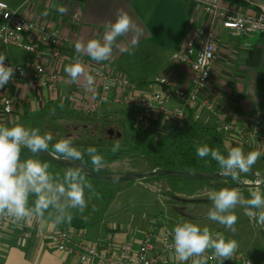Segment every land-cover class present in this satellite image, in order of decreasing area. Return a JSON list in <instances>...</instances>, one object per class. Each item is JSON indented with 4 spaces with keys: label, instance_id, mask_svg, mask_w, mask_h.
I'll return each mask as SVG.
<instances>
[{
    "label": "crops",
    "instance_id": "1",
    "mask_svg": "<svg viewBox=\"0 0 264 264\" xmlns=\"http://www.w3.org/2000/svg\"><path fill=\"white\" fill-rule=\"evenodd\" d=\"M4 1L19 14L57 29L65 38L66 56L62 63L47 59L44 61L48 72L54 71L60 76V83L54 91L34 88L28 73L6 85V94L16 100L12 115L0 112V125L9 127L20 124L30 114L40 112L44 108L58 110L61 106L70 111H77L85 81L82 79L79 84L73 83L64 69L79 57L84 62L87 73L89 72L90 67L97 62L88 55L78 53L75 44L77 41L86 44L90 39L102 40L107 26L115 21L119 12H127L130 15L136 25V31L117 38L110 59L99 63L105 64L113 74H125L135 84V87L121 92L123 98L147 97L155 92H162L167 96L165 88L155 83L157 76L171 78L180 87L187 86L191 70L188 66L174 62L172 55L183 49L195 27L206 25L209 19L198 3L189 0H81L82 8L74 13L78 16L77 19L72 15L63 17L54 11L57 0ZM68 1L64 0L65 3ZM222 1L224 6L237 13H259L252 4L244 6L227 0ZM7 52L8 60L16 64L35 59V55L31 54L30 59L20 61L14 59L8 50ZM0 53L4 54L3 51ZM219 54L210 81L202 91L200 99L186 111V121L203 120L221 128L222 125L228 124H249L256 117H262L264 127V35L257 34L248 40H233L223 32ZM205 102L219 108L220 115L209 113ZM18 103H22V106ZM166 105L172 108L173 101H168ZM139 113L140 110L132 106L105 102L99 106L96 114H114L120 120L133 123V117ZM176 125L178 123L175 120L154 117L149 118L142 129L161 135ZM226 147L228 151L235 147L242 148L245 154L254 150L264 152V144L258 143L257 140L241 139L234 133L226 135ZM256 164H264V155ZM257 173L263 176L264 169ZM144 189L148 190L151 196L137 200L138 204L134 208L129 207L130 203H125L113 210L112 205L116 201L113 200L108 217L102 223L83 231L85 241L97 244L101 251L110 253L116 252L123 242H131L136 250L143 240L149 237L158 249L160 224L157 220L168 218L175 226L183 223L207 226L212 232L223 234L226 239L236 240L239 245L236 252L243 253L245 259L251 260V264H264V239L260 230L257 232L253 226V220L244 215V210L233 233L204 215L211 209L208 205L197 207L194 212L199 216L194 217L192 222H187L179 214L176 213V216L173 213L164 196L155 195L147 186ZM116 196L120 194L117 193ZM21 223L26 229L41 230L43 235H34L25 246L18 247L16 238L19 230L11 224H6L0 234V264H81L76 254L67 255L58 251L56 245L44 235L60 231L59 226L44 218L33 219L31 223ZM109 235L112 236L111 239ZM75 241L78 243L79 238L76 237ZM211 254V251L207 253ZM212 263L221 264L220 259L216 257ZM169 264H191V260L181 262L173 254L169 258ZM224 264L245 263L233 258L224 261Z\"/></svg>",
    "mask_w": 264,
    "mask_h": 264
},
{
    "label": "built area",
    "instance_id": "2",
    "mask_svg": "<svg viewBox=\"0 0 264 264\" xmlns=\"http://www.w3.org/2000/svg\"><path fill=\"white\" fill-rule=\"evenodd\" d=\"M198 3L208 16V23L195 27L189 34L181 51L174 53V62L188 66L191 70L187 86L180 87L177 82L165 76H157L155 83L165 88L167 96L162 92H155L147 97H122L121 92L135 87V84L123 73L113 74L103 63H96L89 69L88 74L95 78L93 90H85V85L76 108L78 112L96 114L99 106L105 102L125 104L140 110L133 117V124L143 128L149 118L163 117L175 120L178 125L186 122V111L197 103L204 88L210 81L215 63L218 61L221 36L226 32L231 39L253 38L257 34L264 35V3L258 6L259 13L247 15L237 13L222 4V0H189ZM0 42L6 47L32 53L35 59L31 62L16 64L10 60L5 63L16 67L15 78L30 75L31 84L36 89L54 91L60 83V76L54 71L48 72L45 68V59L62 63L66 60L64 53V36L55 28L40 24L28 17L12 10L9 5L0 0ZM207 75L205 76V74ZM13 80V81H14ZM6 87V85H5ZM5 87L0 89V112L5 115L14 113L16 100L8 96ZM111 94H114L111 96ZM172 100L173 107H167ZM22 106V103H18ZM206 110L219 116L221 111L210 102H205ZM263 118L256 117L253 122L241 126L222 125L221 131L225 135L236 134L241 139L257 140L264 144ZM221 173V172H219ZM160 247L157 249L149 237L145 238L139 247L134 250L131 242H123L116 252L105 253L97 244L85 241L83 231L61 229L58 232L44 234L48 240L56 245L58 251L67 255L76 254L81 264H169V258L174 251L169 247L173 242L175 225L168 218H159ZM6 224H11L19 230L16 245L23 247L34 235L42 236L41 230L26 229L21 222H14L12 217H0V234ZM79 238L76 243L75 238ZM111 239L112 236L109 235ZM233 258L251 264L244 254L236 252ZM232 258V259H233ZM215 256L208 255L209 264H213Z\"/></svg>",
    "mask_w": 264,
    "mask_h": 264
},
{
    "label": "clouds",
    "instance_id": "3",
    "mask_svg": "<svg viewBox=\"0 0 264 264\" xmlns=\"http://www.w3.org/2000/svg\"><path fill=\"white\" fill-rule=\"evenodd\" d=\"M136 31V25L127 12H119L114 22L107 26L101 39H90L85 44L77 41L75 49L78 53L88 55L97 63L110 59L117 38ZM7 57L0 53V89L13 82L16 67L5 63ZM64 71L73 83L85 81V90H93L95 78L88 74L84 62L77 57ZM207 73L205 74V76ZM52 133H41L39 128H27L22 124L11 127L0 125V217H12L14 222L31 223L33 219H41L47 213L55 224L70 223L73 210L83 213L92 195L99 198L93 185L83 174L76 162L88 163L96 171L105 167L104 156L96 147L89 146L86 150L78 148L71 138L57 140L51 144ZM51 144L52 154L62 158L74 166L66 169L62 178L49 171V164L34 156L48 151ZM28 149L32 156L22 159L23 149ZM120 149L119 142L112 148L113 152ZM85 155L88 161L85 160ZM199 158L210 156L221 170V175L237 178L241 174L251 172L258 159L264 155L259 150L247 154L242 148L235 147L222 154L208 145L199 146L196 150ZM86 190L91 194L86 198ZM34 200L30 203V198ZM209 199L213 207L208 212V219L224 226L231 232L236 231L239 207L244 215L255 219L264 229V193L259 189H250L246 198L238 188H222L211 192ZM169 247L174 251L178 261L191 264H208L209 251L224 261L232 259L238 250V242L226 239L219 232H212L209 227H201L194 223H183L174 227L173 242Z\"/></svg>",
    "mask_w": 264,
    "mask_h": 264
},
{
    "label": "trees",
    "instance_id": "4",
    "mask_svg": "<svg viewBox=\"0 0 264 264\" xmlns=\"http://www.w3.org/2000/svg\"><path fill=\"white\" fill-rule=\"evenodd\" d=\"M227 1L244 6L251 5L246 0ZM250 1L257 4V6L259 3H264V0ZM257 6L255 5L254 7L258 9ZM29 117L27 124L26 122L24 123L26 124L25 127L39 128L41 133H52L54 139L51 144L60 139L71 138L74 144L81 150H86L89 146L96 147L98 152L104 156L105 167L99 172L105 175H140L154 170H184L215 174L221 172L218 163L212 160L210 156L199 158L196 155L197 148L208 145L212 149L219 150L222 154L226 155L228 152L226 135L220 128L203 120H190L184 122L182 125L173 126L159 137H155L149 143L144 144L135 139V134L148 133L151 136L152 134L149 131L137 128L127 120L123 121L116 118L114 114H85L83 112L70 111L60 106L58 110L44 108L40 112L30 114ZM111 131L114 133L110 134ZM117 133H120L121 136L118 137ZM116 142H119L120 149L117 152H113L112 148ZM51 144L48 150L52 152ZM30 156L32 154L29 150L23 149L22 159ZM34 158L48 163L50 166L49 171L53 174H58L60 178H62L64 171L70 168L55 162L41 153L36 154ZM85 160L88 161L87 155H85ZM76 163L92 167L90 161L88 163ZM111 165L128 167L129 170H112L110 169ZM257 172V170L252 169L250 173L241 175L255 177L260 175ZM83 174L93 185L94 191L98 192L100 196L97 198L92 195L88 199V206L83 213L73 210V219L70 223L56 224L61 229L71 228L84 231L102 223L109 215V207L117 195V189L123 188L106 183L89 174ZM163 178L166 184L164 197L167 200L168 206L175 215L177 212L174 209H179L187 215L188 218L183 217L187 222H192L194 217L199 216L194 212L197 207L201 205L213 207L209 196L198 195L205 189L238 188L246 198L249 196V190L237 182L211 184L175 175H164ZM90 195L86 190V198ZM32 200H34V197L30 198V203ZM191 200L203 201L192 203L190 202ZM235 214H238V222H240L243 209L238 207L235 210ZM204 215L208 217V214ZM44 219L54 223L53 218L49 217L47 213ZM259 232L264 239V229H260Z\"/></svg>",
    "mask_w": 264,
    "mask_h": 264
},
{
    "label": "water",
    "instance_id": "5",
    "mask_svg": "<svg viewBox=\"0 0 264 264\" xmlns=\"http://www.w3.org/2000/svg\"><path fill=\"white\" fill-rule=\"evenodd\" d=\"M82 1L81 0H69L67 3L64 2V0H57L55 2L54 6V11L60 13L63 17H72L74 19H77L78 16H75L74 13L77 12V10L80 11L82 8ZM72 11V14H71ZM78 11V12H79ZM114 132H110V134H113ZM117 136L120 137L121 134L117 133ZM44 156L54 160L55 162L68 166V167H73L74 165L68 161L63 160L62 158H56L51 151H42L40 152ZM83 173L89 174L97 179H100L106 183L115 185L117 187H131V186H137L141 184H145L146 182L162 175H175L179 177H186V178H191V179H196V180H201L205 181L211 184H219V183H227V182H237L241 185L247 186L245 183H252L255 185H260L264 187V178L255 176V177H250V176H244L240 175L237 178H232V177H226L221 175V173H215V174H204V173H197V172H191V171H184V170H154L152 172L144 173L138 175V178L132 179V180H118L115 178L114 175H105L99 171H96L92 167L84 166L81 164H78ZM203 200H191L190 202L192 203H197V202H202ZM177 214L181 217L188 218L187 215H185L181 210L179 209H174Z\"/></svg>",
    "mask_w": 264,
    "mask_h": 264
},
{
    "label": "rangeland",
    "instance_id": "6",
    "mask_svg": "<svg viewBox=\"0 0 264 264\" xmlns=\"http://www.w3.org/2000/svg\"><path fill=\"white\" fill-rule=\"evenodd\" d=\"M7 50L10 52V55L14 59L20 60V61H26V60L30 59L31 54H32V53L17 50L16 48H13V47H6L5 45H3L0 42V51H3L4 55L8 59ZM29 116L26 120L24 119L22 121L23 123H20V124L26 126V124L30 118ZM25 122H26V124H24ZM159 136H160V134H152V136H151L148 133H140V134L138 133V134H135V139L140 143L146 144V143H149V141L151 139H154L155 137H159ZM110 169H112V170L122 169V170H127V171L129 170L128 167H123V166L121 167L118 165H111ZM252 169L257 170V171H263L264 164H255V166ZM114 176H117V177L129 176L128 180H132V179L139 177L138 174H120V175H114ZM163 176L164 175L158 176V177L148 181V183L146 182L145 184H141V185H137V186H131V187H123L121 189H117V193H119L120 196L115 197L116 199H114V200H116V201L114 202V205H112V209L115 210L118 207H120L121 205H124L125 203H130L129 207L134 208L138 204L137 200L142 199V198L147 199L148 196H151L149 191L144 189L146 186L148 188H150V190L154 191L153 193L155 195L157 194V195L162 196V197L165 196L166 184H165V180H164ZM258 176L263 177L261 175H258ZM242 186H244V185H242ZM244 187L247 188L248 190L256 189V188H252L248 185L244 186ZM214 191H218V190L215 188H208V189L203 190L198 195L206 197V196H209V194L211 192H214ZM260 191L262 193H264V191H262V190H260ZM252 220H253V224H254L253 226L256 228V231L258 232L261 229V227L258 225V222L255 219H252Z\"/></svg>",
    "mask_w": 264,
    "mask_h": 264
},
{
    "label": "bare ground",
    "instance_id": "7",
    "mask_svg": "<svg viewBox=\"0 0 264 264\" xmlns=\"http://www.w3.org/2000/svg\"><path fill=\"white\" fill-rule=\"evenodd\" d=\"M115 178L118 179V180H128L129 176H122V177L121 176H119V177L115 176ZM245 184H247L248 186H250L252 188H256V189L264 191V189H263L264 187L263 186L255 185V184H252V183H245Z\"/></svg>",
    "mask_w": 264,
    "mask_h": 264
},
{
    "label": "flooded vegetation",
    "instance_id": "8",
    "mask_svg": "<svg viewBox=\"0 0 264 264\" xmlns=\"http://www.w3.org/2000/svg\"><path fill=\"white\" fill-rule=\"evenodd\" d=\"M264 189V188H263Z\"/></svg>",
    "mask_w": 264,
    "mask_h": 264
}]
</instances>
